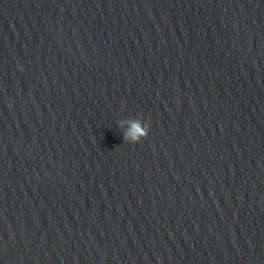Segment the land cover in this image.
Returning <instances> with one entry per match:
<instances>
[{
	"label": "water",
	"instance_id": "1",
	"mask_svg": "<svg viewBox=\"0 0 264 264\" xmlns=\"http://www.w3.org/2000/svg\"><path fill=\"white\" fill-rule=\"evenodd\" d=\"M0 264H264V0H0Z\"/></svg>",
	"mask_w": 264,
	"mask_h": 264
},
{
	"label": "clouds",
	"instance_id": "2",
	"mask_svg": "<svg viewBox=\"0 0 264 264\" xmlns=\"http://www.w3.org/2000/svg\"><path fill=\"white\" fill-rule=\"evenodd\" d=\"M149 133V125L145 124L142 126L139 122H134L132 124V131L125 135V140L131 137L133 144L141 141L142 138H146Z\"/></svg>",
	"mask_w": 264,
	"mask_h": 264
}]
</instances>
